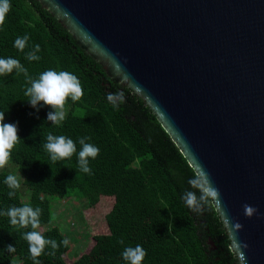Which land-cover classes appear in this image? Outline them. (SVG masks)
<instances>
[{
    "label": "trees",
    "instance_id": "1",
    "mask_svg": "<svg viewBox=\"0 0 264 264\" xmlns=\"http://www.w3.org/2000/svg\"><path fill=\"white\" fill-rule=\"evenodd\" d=\"M11 9L0 26V58L19 60L27 74L37 79L46 70L68 71L80 80L84 95L69 106L60 126L47 121L50 108H32L25 95L30 86L24 73L13 70L0 76V111L5 123L18 126L20 141L11 150L9 162L18 173L0 169V212L11 206L42 209L40 227L46 239L58 244L65 239L51 221L52 198H84L87 206L110 199L103 213L108 232L95 234L90 252L72 261L64 257L60 244L55 255L46 246L40 264H126L122 252L141 245L147 255L142 264H236L237 256L214 203L204 204L201 213L189 210L181 196L191 190L188 180L195 169L165 130L150 107L128 86L111 78L103 65L87 53L79 40L38 0H10ZM29 36L23 52L13 44ZM40 46L38 61L26 53ZM123 92L124 102L114 108L108 93ZM48 134L71 138L77 147L80 137L99 148L90 159L91 174L78 170L77 154L52 163L43 148ZM13 174L29 190L27 200L20 189L9 198L4 180ZM198 194V193H197ZM32 229L11 226L0 215V264H34L23 233ZM123 241V243H120ZM15 252L6 251L7 245Z\"/></svg>",
    "mask_w": 264,
    "mask_h": 264
},
{
    "label": "water",
    "instance_id": "2",
    "mask_svg": "<svg viewBox=\"0 0 264 264\" xmlns=\"http://www.w3.org/2000/svg\"><path fill=\"white\" fill-rule=\"evenodd\" d=\"M38 1L210 174L236 264H264V0Z\"/></svg>",
    "mask_w": 264,
    "mask_h": 264
},
{
    "label": "clouds",
    "instance_id": "3",
    "mask_svg": "<svg viewBox=\"0 0 264 264\" xmlns=\"http://www.w3.org/2000/svg\"><path fill=\"white\" fill-rule=\"evenodd\" d=\"M11 9L10 0H0V26H3L6 15ZM29 36L25 34L22 37H17L13 46L23 52L27 46ZM40 51V46L37 44L34 48L26 53L25 58L29 61H38L40 57L37 53ZM13 70L17 73H24L30 84L25 91L28 97L27 102L37 111L40 107L50 108L47 113V121L54 126H60L65 120L66 103L71 98L73 103L78 102L84 95L80 80L76 75L68 71L46 70L42 72L37 79H32L27 74V69L14 58H0V76L11 74ZM123 92L108 93L107 100L114 108H118L119 104L124 102ZM5 112L0 111V169L4 168L11 157V150L20 141L18 136V126L15 123H5ZM43 148L49 155L52 163L63 161L77 154L78 170L85 174H91L89 167L90 159H95L99 154V148L86 141L88 137H80L79 144L81 146L77 153L76 143L64 135L48 134ZM4 183L9 191V198L16 195V190L20 189V178L16 175L9 174L6 176ZM191 190H185L181 196V200L185 206L194 213H201L203 205L209 203H219L220 192L215 187L210 174L201 166L195 170L192 177L188 180ZM198 193V194H197ZM244 214L251 217L256 209L251 205H243ZM42 209L39 207L33 208L29 205L11 206L6 211L0 212V215L6 216L9 219L11 226L17 229L31 228V231L23 233V239L28 244L30 258L34 264H40V257L46 248L50 246L53 250L50 255H55V251L60 244L67 247L69 241L65 238L60 244L55 239H46L37 229L40 227V216ZM236 229L242 228V225L236 223ZM123 243V241H120ZM247 247V245H244ZM15 247L11 244L7 245L6 251L9 253L15 252ZM147 255L145 249L141 245L135 247H126L122 252L123 260L126 264H142Z\"/></svg>",
    "mask_w": 264,
    "mask_h": 264
},
{
    "label": "rangeland",
    "instance_id": "4",
    "mask_svg": "<svg viewBox=\"0 0 264 264\" xmlns=\"http://www.w3.org/2000/svg\"><path fill=\"white\" fill-rule=\"evenodd\" d=\"M66 107V112L69 106ZM1 170L18 173L17 168L11 162ZM21 199L27 200L29 190L25 185H21ZM110 205V199L102 197L100 203L94 206H87L84 198L66 196L63 198H52L50 202L52 219L45 226L46 228L57 226L69 241L68 249L64 255L67 261H72L82 253L90 252L95 234H105L108 232L104 222L103 213ZM107 207V208H106ZM105 214V213H104ZM20 261L14 259L12 264H19Z\"/></svg>",
    "mask_w": 264,
    "mask_h": 264
}]
</instances>
